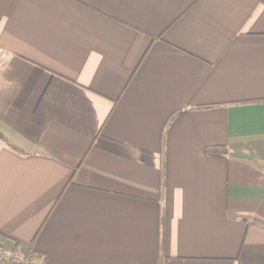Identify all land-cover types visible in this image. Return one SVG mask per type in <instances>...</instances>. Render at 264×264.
<instances>
[{"label":"crops","instance_id":"obj_1","mask_svg":"<svg viewBox=\"0 0 264 264\" xmlns=\"http://www.w3.org/2000/svg\"><path fill=\"white\" fill-rule=\"evenodd\" d=\"M0 134V249L264 264V0H0Z\"/></svg>","mask_w":264,"mask_h":264},{"label":"built area","instance_id":"obj_2","mask_svg":"<svg viewBox=\"0 0 264 264\" xmlns=\"http://www.w3.org/2000/svg\"><path fill=\"white\" fill-rule=\"evenodd\" d=\"M0 264H32V261L16 252L12 241L4 240L0 249Z\"/></svg>","mask_w":264,"mask_h":264},{"label":"trees","instance_id":"obj_3","mask_svg":"<svg viewBox=\"0 0 264 264\" xmlns=\"http://www.w3.org/2000/svg\"><path fill=\"white\" fill-rule=\"evenodd\" d=\"M0 140H2L3 142H5L8 146H10L11 148L15 149L12 145H10L7 140L0 134ZM208 152L210 153H214V154H227V150L223 147H215V148H208L207 149ZM10 241L13 242L14 244V250L18 253L19 252V249H18V246H19V243H17L16 241L10 239ZM22 254V253H21ZM24 255V254H23ZM26 258H29V255H24Z\"/></svg>","mask_w":264,"mask_h":264}]
</instances>
